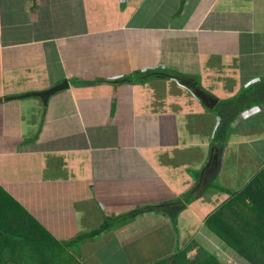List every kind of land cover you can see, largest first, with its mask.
I'll use <instances>...</instances> for the list:
<instances>
[{"label": "crops", "instance_id": "crops-1", "mask_svg": "<svg viewBox=\"0 0 264 264\" xmlns=\"http://www.w3.org/2000/svg\"><path fill=\"white\" fill-rule=\"evenodd\" d=\"M65 82L48 104L36 94ZM256 90L264 0H0V202L64 246L111 225L59 249L67 264H155L193 241V262L248 264L204 242L242 233L231 195L249 184L255 202L244 201L264 216V104L244 106ZM225 108L236 113L226 137ZM192 190L177 220L122 221Z\"/></svg>", "mask_w": 264, "mask_h": 264}, {"label": "trees", "instance_id": "trees-1", "mask_svg": "<svg viewBox=\"0 0 264 264\" xmlns=\"http://www.w3.org/2000/svg\"><path fill=\"white\" fill-rule=\"evenodd\" d=\"M153 74L154 73H148V75H153ZM251 93H252L251 102L249 101L246 103L247 97L246 95H244V103H246L244 106H248V105L251 106L253 104L254 105L264 104V93H260L259 95L257 93V90L255 92L251 91ZM8 98H14V97H8ZM248 100H249V96H248ZM230 104H233V102L232 101L227 102V105ZM238 104H240V101L238 102ZM225 112H226V108L222 112V119H225V123H223V125H225V133H226L228 131V128L232 125V123H226V120L227 122L229 120L230 122H232L233 115L236 113L227 110V114L225 115ZM237 112L239 113L240 111ZM224 136L226 137L227 133L224 134ZM219 146L221 150L224 151V149L226 148L225 140L222 144H219ZM256 179L257 176L255 180ZM252 182H254V180ZM249 187L250 184L242 192L233 193V195H231V197H233V201H232L233 205H239L243 207V209L239 211L234 210L233 216L241 217L242 219L245 220V224L247 226V231L249 235L244 234L241 227L237 226L238 232L240 230L242 232L237 235H239L242 240H240L239 242L238 240H236L235 242V240L233 239H226L223 241L229 247L243 253L244 255H242V257L249 264H264V236H262L261 238V236L257 235L259 232L260 233L263 232L264 234L263 229L260 228L261 225L264 226V216L258 214L256 217L258 223L257 224L254 223L253 218L255 214L258 213V209L252 207L248 208L246 202L244 201L245 198L248 197L255 202V198L252 197L253 194L250 193L251 191L249 190ZM215 189L222 190L223 188L217 185ZM222 191L228 192L225 189H223ZM194 193H195L194 190H192L191 192L186 194L181 200L175 201L174 203L176 204L173 205H171L172 203L162 204L159 206H154V207L145 208L143 210H139L137 212H134L132 215L122 218V221L125 222L141 213H156L165 216L171 215L174 220H177L178 216L186 209L185 205L183 206L182 203L187 202L191 204L195 199ZM2 196H8V195L5 193ZM262 198H264V195ZM230 206H225V208H223V210L220 211V213L226 215ZM18 208L20 210H23L20 205L18 206ZM27 216H28L27 220L25 221V215L23 214V212L17 210L13 206L8 205L6 202L3 203L0 202V264H67L62 260L64 259V256L59 252V249L65 250L71 248L74 245L78 246L81 245L83 242L97 238L102 234H104L105 231H107L111 226L109 224L108 226H105L104 228L96 232H93L90 235H80L76 241L72 242L71 244H68V246H64L60 242L56 241L45 228H43L38 222L35 221V219L30 218L28 214ZM33 225L36 226V228H32ZM216 227L211 226L212 230L215 233H216ZM230 228H231L230 226H225L223 230L228 233L230 231ZM250 229L251 230L254 229V231H251ZM33 232L37 233V237L28 240L26 236H28L29 233H33ZM221 234L226 236L224 233H218V235ZM233 237L236 239V234L234 232H233ZM236 245H241L242 247L238 249ZM195 248H199L200 250H203V248L200 247L198 242L193 241L192 246L190 248L182 251H177L174 257L167 258L165 260H160L158 262H155V264H221L218 261V259L207 253L196 257L195 261L193 262V259H191L188 255L189 252ZM248 251L249 254H246L248 253ZM68 262L72 264L70 260H68Z\"/></svg>", "mask_w": 264, "mask_h": 264}, {"label": "rangeland", "instance_id": "rangeland-1", "mask_svg": "<svg viewBox=\"0 0 264 264\" xmlns=\"http://www.w3.org/2000/svg\"><path fill=\"white\" fill-rule=\"evenodd\" d=\"M177 82L178 81H172V80H169V81H167L166 83H164V84H160V86H159V88L160 89H170L171 88V90L174 88V85L175 84H177ZM231 89H232V86H231V88H227V90L228 91H231ZM263 192V191H262ZM256 205H259V206H262V205H264V202H256ZM239 206V205H238ZM241 209H243V207L242 206H239V209L237 210V211H239V210H241ZM260 212H262V210L261 209H258V213H256L255 214V216H254V218H256L257 217V215L258 214H260ZM237 219H236V224H237V226H239V227H241V229H242V231H243V233L244 234H246V235H249V233H248V231H247V226H246V224H245V220L244 219H242L241 217H236ZM260 228L261 229H263L264 228V226L263 225H261L260 226ZM251 230V229H250ZM251 231H254V229H252ZM224 234L226 235V236H228V233L226 232V231H224ZM254 234H255V232H254ZM257 235H259V236H261V238H262V233H258ZM236 240H238V242L240 241V240H242L241 239V237L239 236V235H237L236 234V239H235V242H236ZM208 242V244L207 243H205L204 242V244L206 245V249L207 250H209V249H211V251L213 252V253H215V254H219V255H221V251H223V252H225L226 250L228 251V250H230V248L227 246V245H223V243H217V241H210V240H208L207 241ZM237 244V243H236ZM220 245H222V246H224V249L220 246ZM213 246V248H211ZM237 247H238V249H240L242 246L241 245H236ZM245 247V246H244ZM220 249H222L220 252L218 251V250H220ZM235 251H237V250H235ZM218 252V253H217ZM232 252V251H231ZM231 252H229L228 254H231ZM237 252H240V251H237ZM241 253V252H240ZM246 254H249V251H248V253H246ZM225 258H218L219 260H222V261H224V262H226V263H228V264H246L243 260H241V261H239V260H233V258H229V256H224ZM241 258L242 259H244L242 256H241ZM121 260H122V257L121 256H118V257H116V258H114V261H115V264H119L120 262H121ZM245 260V259H244ZM246 261V260H245ZM247 262V261H246ZM248 263V262H247ZM249 264V263H248Z\"/></svg>", "mask_w": 264, "mask_h": 264}, {"label": "water", "instance_id": "water-1", "mask_svg": "<svg viewBox=\"0 0 264 264\" xmlns=\"http://www.w3.org/2000/svg\"><path fill=\"white\" fill-rule=\"evenodd\" d=\"M69 87H70L69 83L65 82V83L61 84L60 86L54 87V88L50 89L49 91H46L45 93H36V94L40 95L45 100V103L48 104L49 98L53 94H55L61 90L67 89Z\"/></svg>", "mask_w": 264, "mask_h": 264}]
</instances>
